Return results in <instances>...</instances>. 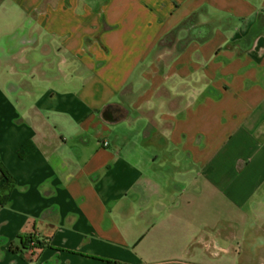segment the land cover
<instances>
[{
	"label": "crops",
	"instance_id": "crops-1",
	"mask_svg": "<svg viewBox=\"0 0 264 264\" xmlns=\"http://www.w3.org/2000/svg\"><path fill=\"white\" fill-rule=\"evenodd\" d=\"M0 162V264H264V0H0Z\"/></svg>",
	"mask_w": 264,
	"mask_h": 264
},
{
	"label": "trees",
	"instance_id": "trees-1",
	"mask_svg": "<svg viewBox=\"0 0 264 264\" xmlns=\"http://www.w3.org/2000/svg\"><path fill=\"white\" fill-rule=\"evenodd\" d=\"M22 157L25 156V151H21ZM3 183L0 189V207L7 205L9 194L15 185V179L9 171L0 162V184ZM23 245L27 247L30 245L34 249H45L48 246L46 240H39L35 238L27 239Z\"/></svg>",
	"mask_w": 264,
	"mask_h": 264
}]
</instances>
